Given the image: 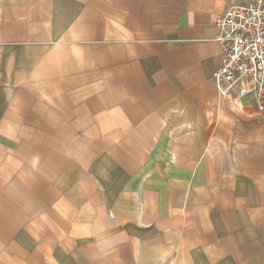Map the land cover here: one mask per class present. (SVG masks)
Segmentation results:
<instances>
[{
	"label": "crops",
	"instance_id": "crops-1",
	"mask_svg": "<svg viewBox=\"0 0 264 264\" xmlns=\"http://www.w3.org/2000/svg\"><path fill=\"white\" fill-rule=\"evenodd\" d=\"M248 1L0 0V264H264V110L213 81Z\"/></svg>",
	"mask_w": 264,
	"mask_h": 264
},
{
	"label": "built area",
	"instance_id": "built-area-1",
	"mask_svg": "<svg viewBox=\"0 0 264 264\" xmlns=\"http://www.w3.org/2000/svg\"><path fill=\"white\" fill-rule=\"evenodd\" d=\"M222 64L213 74L219 97L251 98L264 110V0L235 3L215 20Z\"/></svg>",
	"mask_w": 264,
	"mask_h": 264
}]
</instances>
